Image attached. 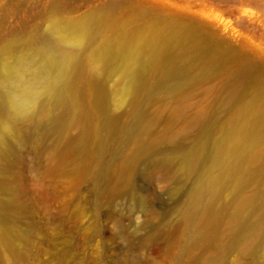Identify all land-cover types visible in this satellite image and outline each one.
Here are the masks:
<instances>
[{
    "label": "bare ground",
    "instance_id": "bare-ground-1",
    "mask_svg": "<svg viewBox=\"0 0 264 264\" xmlns=\"http://www.w3.org/2000/svg\"><path fill=\"white\" fill-rule=\"evenodd\" d=\"M117 8L108 3L67 20L54 1L43 33L0 39V264H27L39 256L58 263L73 252L64 236L46 231L37 237L42 226L36 222L32 234L24 228L30 211L13 187L22 147L42 153L58 179L72 178L75 191L90 178L100 196L102 177L87 165L122 131L132 152L106 184L107 193L116 195L128 190V173L139 158L162 142L177 145L194 130L197 140L169 158L179 179L192 177L177 210L181 253L193 257L197 247L212 248L198 264H223L224 255L235 251L242 261L233 264H264V63L240 58L228 68L233 57L185 23L139 11L136 20H148L139 26L116 19ZM218 76L228 93L225 120L201 106L186 116L188 105L176 103L168 116L183 119V127L144 138L154 121L141 104L189 97L194 84ZM128 108L132 122L121 124ZM83 200L77 191L67 201L75 222L85 216ZM87 231L85 243L92 241Z\"/></svg>",
    "mask_w": 264,
    "mask_h": 264
},
{
    "label": "rangeland",
    "instance_id": "rangeland-1",
    "mask_svg": "<svg viewBox=\"0 0 264 264\" xmlns=\"http://www.w3.org/2000/svg\"><path fill=\"white\" fill-rule=\"evenodd\" d=\"M54 1L60 2L61 15L67 20L78 19L108 3L118 5L114 12L116 19L137 21L139 26L148 22L136 20L139 11L147 12L148 18L160 16L178 20L205 36L215 48L232 56L228 68L235 67L240 58L256 66L264 63V0H0V39L32 30L43 33L52 18ZM103 36L110 38L111 32L105 30ZM222 84L223 79L218 76L194 84L189 97L169 98L167 104H141L139 109L154 121L144 138H157L166 129L176 131L183 127V119L170 121L168 116V107L176 103L188 105L186 116L193 115L195 107L201 106L215 112L218 120H225L230 110L225 105L228 93L222 89ZM131 116L128 108L121 116V124H131ZM75 135V131H70V136ZM199 135L200 132L194 130L180 138L177 145L160 143L157 150L134 164L128 173V190L109 195L108 180L118 175L120 163L132 152L124 133L115 132L109 137L100 159L87 165L102 177L100 196L97 189L93 191L90 178L79 184L77 191L84 197L85 210L81 222H75L73 208L67 203L76 197L77 191L70 184L72 178L58 179L53 163L45 160L42 153L22 147V160L15 167L13 187L19 201L30 211L24 228L32 234L31 225L36 222L42 226L37 237L47 231L69 239L73 247L70 257L48 264H198L200 257L211 254L212 248L197 247L193 257L184 256L176 240L181 233L177 210L192 177L179 179L169 158H177ZM86 228V235L92 240L87 243L82 241V230ZM226 240V237L221 238V244ZM239 258L237 252L231 251L224 255L222 262L233 264L242 261ZM27 264L47 262L44 256H39Z\"/></svg>",
    "mask_w": 264,
    "mask_h": 264
}]
</instances>
